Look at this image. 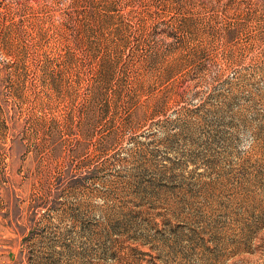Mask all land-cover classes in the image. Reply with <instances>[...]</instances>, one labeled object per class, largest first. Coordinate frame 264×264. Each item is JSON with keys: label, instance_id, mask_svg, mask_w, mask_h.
I'll use <instances>...</instances> for the list:
<instances>
[{"label": "rangeland", "instance_id": "obj_1", "mask_svg": "<svg viewBox=\"0 0 264 264\" xmlns=\"http://www.w3.org/2000/svg\"><path fill=\"white\" fill-rule=\"evenodd\" d=\"M0 264H264V0H0Z\"/></svg>", "mask_w": 264, "mask_h": 264}]
</instances>
